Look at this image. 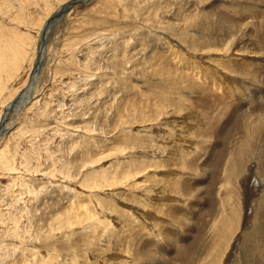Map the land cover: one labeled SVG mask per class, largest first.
<instances>
[{
  "label": "rangeland",
  "instance_id": "1",
  "mask_svg": "<svg viewBox=\"0 0 264 264\" xmlns=\"http://www.w3.org/2000/svg\"><path fill=\"white\" fill-rule=\"evenodd\" d=\"M0 91V264H264V0H0Z\"/></svg>",
  "mask_w": 264,
  "mask_h": 264
},
{
  "label": "bare ground",
  "instance_id": "2",
  "mask_svg": "<svg viewBox=\"0 0 264 264\" xmlns=\"http://www.w3.org/2000/svg\"><path fill=\"white\" fill-rule=\"evenodd\" d=\"M42 4L45 2V0H39ZM50 1V0H49ZM81 2H83V1H81ZM77 3H79V2H77ZM47 4V3H46ZM75 4V2H69V3H67V4H64L63 6H61L60 7V11H57L58 12V17H54L51 21H50V23L48 24V26H47V28L46 29H49V27H51V25L52 24H55V22L56 21H58L59 20V18H62L61 16L65 13V11L66 10H69L70 9V7L71 6H73ZM38 5H39V3H38ZM58 5V4H57ZM43 6V5H42ZM47 6H49V4L47 5ZM36 7V6H35ZM40 7V6H39ZM45 7V6H44ZM59 7V6H58ZM37 8V7H36ZM39 9V8H38ZM41 9V8H40ZM33 10V9H32ZM41 11V10H40ZM36 12V11H35ZM43 12H45V11H43ZM43 12H40V13H43ZM35 15V14H34ZM45 15V14H44ZM46 15H47V13H46ZM45 15V16H46ZM31 17V16H30ZM30 17H29V19H30ZM36 17V16H35ZM39 17V16H38ZM37 17V18H38ZM34 18V16L32 17V19ZM40 18V17H39ZM48 18V17H47ZM35 19V18H34ZM42 19V17L40 18V20ZM36 20V19H35ZM43 20H41V22H42ZM49 21V20H48ZM55 21V22H54ZM33 22V21H32ZM40 23V22H39ZM42 27V26H41ZM45 29V28H44ZM43 29V30H44ZM53 31V30H52ZM50 32V31H49ZM41 34V33H40ZM42 38H43V36H41ZM50 37V36H49ZM48 37V38H49ZM42 38H41V40H42ZM44 39L45 40H47L46 39V36H44ZM39 40V39H38ZM41 40H39L38 42H40L39 43V48H38V51H37V58L34 60L33 58H24L25 59V61L27 60V67H28V70L26 71V73L27 72H30L28 75L30 76V74H31V82L29 83V87L27 88V89H25L24 91H22L21 93H19L18 94V96L16 97V99L13 101V102H11L10 103V105L9 106H7V108L5 109V112L6 111H8L9 112V109L12 107V105L13 104H24V105H26V103L27 102H29L32 98H33V91H34V89H35V87H36V85H37V79H38V76H39V72H40V68H41V66H43V64H44V62H45V58H46V54H47V52H46V47L45 48H43V49H41L40 47H41ZM35 41H36V39H35ZM26 43H28V42H26ZM19 44V43H18ZM21 51V50H20ZM25 53H28V52H25ZM32 53V52H31ZM30 54V53H29ZM38 55H40V57H38ZM6 57V56H5ZM15 57V56H14ZM25 57V56H24ZM3 58V57H2ZM7 58V57H6ZM11 60H12V58H11ZM3 64V63H2ZM3 66V65H2ZM21 66V62L19 61V60H14V61H12L11 63H10V67H11V71H14V74H13V77L16 79V78H18L19 77V75H18V72H19V67ZM6 73V72H5ZM8 74V73H7ZM6 74V75H7ZM4 75V74H3ZM21 76H22V73H21ZM12 80V79H11ZM14 82V81H13ZM5 85V84H4ZM26 85V84H25ZM1 92V91H0ZM2 93V92H1ZM4 100V99H3ZM17 107V106H16ZM3 108V107H2ZM4 109V108H3ZM13 109V108H12ZM7 112V113H8ZM6 113V114H7ZM6 114H4V116H3V119H2V123H1V125H0V138H1V136H2V133H4L5 131H7V128L5 127V124H4V120H5V116H6ZM184 133V132H183ZM139 139V138H138ZM167 156V155H166ZM131 157H133L132 155H131ZM103 175V174H102ZM116 183V182H115ZM102 194V193H101ZM157 200V199H156ZM246 209H247V207H246ZM181 213V212H180ZM173 217H175V216H173ZM181 217V216H180ZM228 220H230V219H228ZM222 221V220H221ZM223 221H225V222H222V224L219 226V228H216L215 227V229L216 230H214L215 232L218 230V233H219V235L220 236H222L223 234V231H224V233L226 232V230H229V227L231 226V224H229V223H227L226 222V220H223ZM73 222V221H72ZM261 222V221H260ZM122 224V223H121ZM233 224V223H232ZM259 224V223H258ZM55 226V225H54ZM221 231H220V230ZM226 229V230H225ZM214 232V233H215ZM222 232V233H221ZM232 232H234V230H231V233ZM214 233H213V235H214ZM259 234V233H258ZM84 235V234H83ZM219 235H217L218 236V239H219ZM228 235H229V233H228ZM232 235V234H231ZM223 237V236H222ZM229 237V236H228ZM248 238V237H247ZM119 239V238H118ZM212 239V238H211ZM221 239V238H220ZM225 239H227V237L225 238ZM104 240V239H103ZM224 240V239H223ZM229 240V239H228ZM227 240V241H228ZM249 240V239H248ZM212 241V240H211ZM85 242V241H84ZM94 243V242H93ZM208 243V242H207ZM214 243V242H213ZM219 243V242H218ZM220 244V243H219ZM214 246V245H213ZM50 247V246H49ZM54 247V246H53ZM210 253V252H209ZM139 256V255H138ZM141 256V255H140ZM139 256V257H140ZM206 256V255H205ZM143 257V256H142ZM150 257H151V255H150ZM205 258V257H204ZM244 258H246L245 256H244ZM209 259V258H208ZM204 260V259H203ZM207 261H209V260H207ZM213 261V260H212ZM211 261V262H212ZM205 262V261H204ZM208 263V262H207ZM209 264H211V263H209ZM214 264V263H213Z\"/></svg>",
  "mask_w": 264,
  "mask_h": 264
},
{
  "label": "water",
  "instance_id": "3",
  "mask_svg": "<svg viewBox=\"0 0 264 264\" xmlns=\"http://www.w3.org/2000/svg\"><path fill=\"white\" fill-rule=\"evenodd\" d=\"M54 17H56V16L50 17L49 20L51 21ZM50 21L47 22V25L45 26V29L47 28V26H48V24L50 23ZM45 29H44L43 32H42V36H43V38H42V40H41V47H40L41 49H43V48L46 47V40L44 39V36H45V34H46V33H45V31H46ZM38 57H40V55H38Z\"/></svg>",
  "mask_w": 264,
  "mask_h": 264
}]
</instances>
